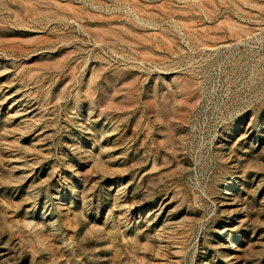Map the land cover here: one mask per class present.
<instances>
[{
  "label": "rangeland",
  "instance_id": "374dc122",
  "mask_svg": "<svg viewBox=\"0 0 264 264\" xmlns=\"http://www.w3.org/2000/svg\"><path fill=\"white\" fill-rule=\"evenodd\" d=\"M0 264H264V0H0Z\"/></svg>",
  "mask_w": 264,
  "mask_h": 264
}]
</instances>
